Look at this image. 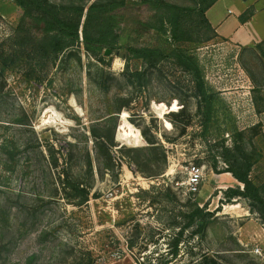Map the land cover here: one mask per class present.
<instances>
[{"label": "rangeland", "instance_id": "374dc122", "mask_svg": "<svg viewBox=\"0 0 264 264\" xmlns=\"http://www.w3.org/2000/svg\"><path fill=\"white\" fill-rule=\"evenodd\" d=\"M21 14L0 2V264H264L258 207L226 197L222 180L245 160L264 184V0H218L206 13L217 36L183 46L212 96L206 130L192 76L174 60L126 62L119 48L100 61L81 45L39 61L15 38ZM120 43L172 49L154 32ZM123 117L139 145L119 140ZM96 137L113 140L112 161ZM190 165L204 167L195 194L184 185ZM205 203V231L187 227L174 253L184 213Z\"/></svg>", "mask_w": 264, "mask_h": 264}, {"label": "trees", "instance_id": "16d2710c", "mask_svg": "<svg viewBox=\"0 0 264 264\" xmlns=\"http://www.w3.org/2000/svg\"><path fill=\"white\" fill-rule=\"evenodd\" d=\"M13 1L22 10L15 38L22 40L20 50L23 49L29 56L33 54L39 61L48 60L55 64L64 51L83 45L88 55L100 61H103L100 54L104 50L119 48L124 49L122 56L126 62L130 59H141L157 63L169 57L191 74L194 87L203 103L202 125L205 130L209 127L213 119L212 96L197 57L183 46L188 43L202 44L217 36L206 13L218 0H193L192 6H182L168 0H140L138 3L132 0H95L89 5L56 4L50 0ZM137 6H143L144 11L139 13ZM138 32L143 35L154 32L169 36L171 51L147 45L120 43L123 37L129 36L132 39ZM140 72L136 70L134 74ZM94 143L96 146H104L107 156L113 160V140L96 137ZM17 145L14 140L13 147L16 148ZM242 162L247 165L243 172L233 166L225 172L231 173L243 183L244 189L229 187L224 194L228 198H249L257 205L264 220V184L255 185L248 177L251 167L249 161ZM212 167L215 170L216 163ZM78 191L84 193L86 190L79 185ZM83 199L88 198L83 196ZM206 207L207 203L203 206L193 204L184 213L187 223L175 236L174 253H177V246L187 227L196 226L193 231L195 234L205 231L209 217L212 216V212H208ZM210 262L209 264H217L214 259Z\"/></svg>", "mask_w": 264, "mask_h": 264}, {"label": "built area", "instance_id": "2783aa9c", "mask_svg": "<svg viewBox=\"0 0 264 264\" xmlns=\"http://www.w3.org/2000/svg\"><path fill=\"white\" fill-rule=\"evenodd\" d=\"M186 173V179L184 182L186 192L195 194L199 191V188L205 179L204 167L190 165L187 167ZM256 252H260V249L257 248Z\"/></svg>", "mask_w": 264, "mask_h": 264}, {"label": "bare ground", "instance_id": "6f19581e", "mask_svg": "<svg viewBox=\"0 0 264 264\" xmlns=\"http://www.w3.org/2000/svg\"><path fill=\"white\" fill-rule=\"evenodd\" d=\"M118 138L119 140L130 144L139 145L142 143V139L137 129L134 128V126L131 125L124 117L122 118L118 129Z\"/></svg>", "mask_w": 264, "mask_h": 264}, {"label": "crops", "instance_id": "0c3cea01", "mask_svg": "<svg viewBox=\"0 0 264 264\" xmlns=\"http://www.w3.org/2000/svg\"><path fill=\"white\" fill-rule=\"evenodd\" d=\"M213 26V25H212ZM216 30V27L213 26ZM217 32V30H216ZM225 176H223L222 180H224L225 182H227V185L226 187H233V183L236 181L235 178L230 174V173H227V174H224Z\"/></svg>", "mask_w": 264, "mask_h": 264}, {"label": "water", "instance_id": "95a60500", "mask_svg": "<svg viewBox=\"0 0 264 264\" xmlns=\"http://www.w3.org/2000/svg\"><path fill=\"white\" fill-rule=\"evenodd\" d=\"M110 53H111V49H106L104 52L105 55H109Z\"/></svg>", "mask_w": 264, "mask_h": 264}]
</instances>
